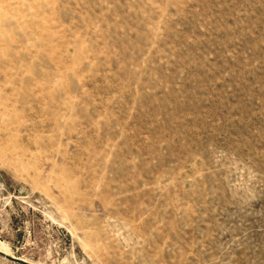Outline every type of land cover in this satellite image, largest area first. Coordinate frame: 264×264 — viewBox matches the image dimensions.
Returning a JSON list of instances; mask_svg holds the SVG:
<instances>
[{"label": "rangeland", "instance_id": "374dc122", "mask_svg": "<svg viewBox=\"0 0 264 264\" xmlns=\"http://www.w3.org/2000/svg\"><path fill=\"white\" fill-rule=\"evenodd\" d=\"M11 3L0 264H264V0Z\"/></svg>", "mask_w": 264, "mask_h": 264}, {"label": "bare ground", "instance_id": "6f19581e", "mask_svg": "<svg viewBox=\"0 0 264 264\" xmlns=\"http://www.w3.org/2000/svg\"><path fill=\"white\" fill-rule=\"evenodd\" d=\"M13 3H15V2H13ZM11 6H12L11 0H0V8L10 9Z\"/></svg>", "mask_w": 264, "mask_h": 264}, {"label": "built area", "instance_id": "2783aa9c", "mask_svg": "<svg viewBox=\"0 0 264 264\" xmlns=\"http://www.w3.org/2000/svg\"><path fill=\"white\" fill-rule=\"evenodd\" d=\"M2 185H0V191L2 190V187H1Z\"/></svg>", "mask_w": 264, "mask_h": 264}]
</instances>
